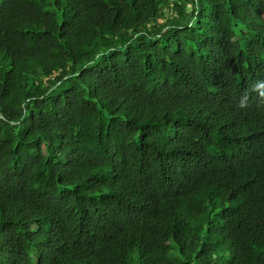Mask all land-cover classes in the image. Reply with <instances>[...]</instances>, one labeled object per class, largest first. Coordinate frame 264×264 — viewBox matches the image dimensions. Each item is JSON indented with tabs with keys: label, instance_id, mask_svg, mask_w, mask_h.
<instances>
[{
	"label": "trees",
	"instance_id": "obj_1",
	"mask_svg": "<svg viewBox=\"0 0 264 264\" xmlns=\"http://www.w3.org/2000/svg\"><path fill=\"white\" fill-rule=\"evenodd\" d=\"M0 264H264V0H0Z\"/></svg>",
	"mask_w": 264,
	"mask_h": 264
}]
</instances>
